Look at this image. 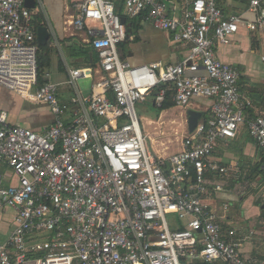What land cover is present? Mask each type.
<instances>
[{
	"label": "built area",
	"instance_id": "obj_1",
	"mask_svg": "<svg viewBox=\"0 0 264 264\" xmlns=\"http://www.w3.org/2000/svg\"><path fill=\"white\" fill-rule=\"evenodd\" d=\"M121 1L125 18L143 15V22L187 45V57L178 65L132 66L120 59L127 26L114 3L75 2L64 25L93 51L99 79L82 97L76 81L93 70L68 72L66 84L76 94L68 120L57 85L37 86L33 19L43 14L42 3L31 10L24 0H0V87L47 106L53 117L37 133L8 124L0 112V205L14 213L0 264H249L236 232L224 229V217L204 198L222 191L206 180L226 173L210 161L218 141L246 125L264 158V115L246 122L252 104L240 93L239 73L214 51L240 24L264 31V0L249 2L257 16L251 23L224 15L222 0H191L180 16L171 15L165 0ZM170 91L176 110L188 109L191 100L212 104L192 133L186 127L181 150L168 156L149 150L135 106L154 95L160 107Z\"/></svg>",
	"mask_w": 264,
	"mask_h": 264
},
{
	"label": "crops",
	"instance_id": "obj_2",
	"mask_svg": "<svg viewBox=\"0 0 264 264\" xmlns=\"http://www.w3.org/2000/svg\"><path fill=\"white\" fill-rule=\"evenodd\" d=\"M38 1L44 9L42 15L38 13L42 20L41 26H45L50 33L47 44L50 51L49 66L44 80L57 85V99L69 108L67 118L70 120L76 108L71 101L76 94L66 84L68 72L75 69L93 70L91 78L76 81V91L82 97L92 94L99 79L93 51L82 37L73 35L64 25L66 17L73 12L72 5L82 0H36L35 6ZM165 1L172 9L171 15L180 16L185 4L191 0ZM250 1L222 0L219 6L224 15L238 16L243 22L251 23L256 21L257 16L248 10ZM129 37L123 50L119 47V54L121 56L123 53V61L132 66L153 63L178 65L186 59L189 51L187 45L174 43L170 33L156 30L146 22L140 23ZM214 51L221 63L235 68L239 73L240 93L252 104L244 114L246 122L264 115V31L249 32L244 24H240L237 32L228 38V43H216ZM149 98L153 104L154 95ZM196 104L194 108L186 110L199 112L201 119H204L212 101L196 100ZM171 110L175 114L186 111L170 108L164 112ZM0 112L6 114L8 124L37 133L44 132L53 124L47 106L27 103L3 87H0ZM169 122L179 121L177 118L158 120L153 125L165 126ZM210 161L225 168L226 173H210L206 176L210 185H219L222 191L212 192L204 198V203L224 217L222 225L226 231L236 232L234 239L240 241L242 255L248 263L264 264V158L249 136L246 125L238 129L233 139L218 141ZM224 205H227L226 211L223 210ZM13 214L12 210L0 205V245L7 243L10 237ZM32 241H35V237L29 242Z\"/></svg>",
	"mask_w": 264,
	"mask_h": 264
},
{
	"label": "rangeland",
	"instance_id": "obj_3",
	"mask_svg": "<svg viewBox=\"0 0 264 264\" xmlns=\"http://www.w3.org/2000/svg\"><path fill=\"white\" fill-rule=\"evenodd\" d=\"M196 100H191L189 108H194ZM135 112L139 120L143 135H149L147 141L149 150L155 149L160 153L172 155L176 153L180 147V138L186 129V111L182 113H174L171 111H160L155 108L150 98H147L144 102L135 106ZM178 119L179 122H169L167 125H153L158 120L169 121L172 119ZM152 123V124H150ZM151 140V141H150ZM167 221H177L176 217H167ZM239 234V232H238Z\"/></svg>",
	"mask_w": 264,
	"mask_h": 264
},
{
	"label": "trees",
	"instance_id": "obj_4",
	"mask_svg": "<svg viewBox=\"0 0 264 264\" xmlns=\"http://www.w3.org/2000/svg\"><path fill=\"white\" fill-rule=\"evenodd\" d=\"M114 3L115 6V12L119 17H124L122 14L123 12V6H122V1L121 0H111ZM125 18V17H124ZM126 20V26L128 28L131 29V32H134L135 30L138 29L139 24L143 22V15L138 16L136 18H132V19H128L125 18ZM41 17L40 15H36L33 19V25L35 30L41 26ZM130 37L126 38L125 41L120 44V49L123 50V48L127 45L128 41H129ZM49 48L48 46H44V47H39L38 48V52H37V86H41L45 83V71L49 66ZM120 55V54H119ZM123 57V53L120 56V59L123 61L122 59ZM172 97H173V92H167L164 102L161 104L160 107H156L155 105H153L155 108H157L160 111H164V110H168L170 108H173V103H172Z\"/></svg>",
	"mask_w": 264,
	"mask_h": 264
},
{
	"label": "water",
	"instance_id": "obj_5",
	"mask_svg": "<svg viewBox=\"0 0 264 264\" xmlns=\"http://www.w3.org/2000/svg\"><path fill=\"white\" fill-rule=\"evenodd\" d=\"M36 0H24V6L27 9H34L35 8ZM121 24H126V20L124 17L120 18ZM127 37L131 34V29L127 27L126 29ZM50 41V33L45 26H40L36 30V43L39 47H44ZM154 104V103H153ZM202 115L199 112L195 111H187L186 112V124L187 130L189 133H192L196 128L199 120L201 119Z\"/></svg>",
	"mask_w": 264,
	"mask_h": 264
}]
</instances>
